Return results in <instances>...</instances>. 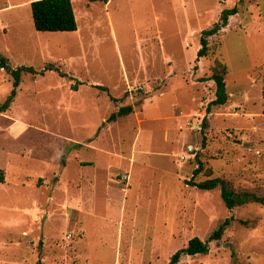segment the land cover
Segmentation results:
<instances>
[{
	"label": "rangeland",
	"instance_id": "374dc122",
	"mask_svg": "<svg viewBox=\"0 0 264 264\" xmlns=\"http://www.w3.org/2000/svg\"><path fill=\"white\" fill-rule=\"evenodd\" d=\"M33 1L0 0V106L20 65L67 75L24 73L0 109V264H168L228 217L178 264H264V205L187 183L264 196V0H72L76 31H38ZM217 60L229 100L207 113Z\"/></svg>",
	"mask_w": 264,
	"mask_h": 264
},
{
	"label": "trees",
	"instance_id": "16d2710c",
	"mask_svg": "<svg viewBox=\"0 0 264 264\" xmlns=\"http://www.w3.org/2000/svg\"><path fill=\"white\" fill-rule=\"evenodd\" d=\"M87 1L102 2L106 4L113 0ZM31 10L34 26L38 31H76L78 28L72 0H35L31 4ZM238 11V6L224 9L221 13L220 20L216 22L212 28L203 31L200 38L201 48L198 50L197 60L208 55V37L216 35L221 31L222 28L226 27L228 25L229 17L236 15ZM6 63V58L0 54V67L5 66ZM195 68H197V66H195ZM47 70L59 71L62 76L67 75L61 72L56 66L51 64L50 66H46L43 70L40 71L36 70L33 66L27 65H20L17 68L13 69L11 72L13 77V89L4 103L0 106V109L7 110L13 102L17 94V89L21 83V77L24 73L44 75ZM226 72L227 66L221 61L217 60L215 61L212 75L208 78H201V81L213 80L216 85L215 98L208 104L207 113H210L212 106L225 105L229 100L225 77ZM97 87L102 90H108V88L105 86L98 85ZM132 111V105L123 106L118 112L113 113L109 119L117 120L118 117L126 116ZM207 125V117H205L202 126L203 128H206ZM202 169L203 165L200 164L199 167L194 170V176L198 175L202 171ZM4 181L5 172L0 169V183H3ZM187 183L204 190H212L219 187L221 191V197L226 207L230 210L249 203H258L264 205V196H260L254 192L246 190L237 191L232 188L225 179L220 177L209 178L201 182H194L193 180H189ZM232 221V217L226 218V220L221 225H219V227L211 234L209 241L220 240ZM208 242L201 240L197 236L193 237L185 248L179 249L172 255L168 264H178L183 255L194 256L197 254H207L210 249Z\"/></svg>",
	"mask_w": 264,
	"mask_h": 264
},
{
	"label": "water",
	"instance_id": "95a60500",
	"mask_svg": "<svg viewBox=\"0 0 264 264\" xmlns=\"http://www.w3.org/2000/svg\"><path fill=\"white\" fill-rule=\"evenodd\" d=\"M4 67L7 68L8 72L11 71V68H9L7 65H5Z\"/></svg>",
	"mask_w": 264,
	"mask_h": 264
}]
</instances>
